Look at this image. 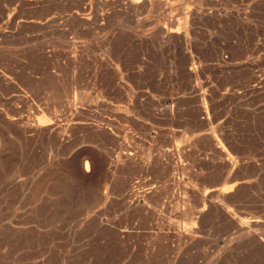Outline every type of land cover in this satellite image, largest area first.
Instances as JSON below:
<instances>
[{"label":"rangeland","instance_id":"374dc122","mask_svg":"<svg viewBox=\"0 0 264 264\" xmlns=\"http://www.w3.org/2000/svg\"><path fill=\"white\" fill-rule=\"evenodd\" d=\"M133 1L0 0V264H264V0Z\"/></svg>","mask_w":264,"mask_h":264},{"label":"bare ground","instance_id":"6f19581e","mask_svg":"<svg viewBox=\"0 0 264 264\" xmlns=\"http://www.w3.org/2000/svg\"><path fill=\"white\" fill-rule=\"evenodd\" d=\"M133 1V0H132ZM134 2V1H133ZM142 2H144V1H142ZM130 5V4H129ZM144 5V4H143ZM142 7V6H141ZM195 14V13H194ZM176 34V33H175ZM193 69V68H192ZM190 70V69H189ZM195 70V69H194ZM191 71V70H190ZM192 74V73H191ZM196 74V73H195ZM204 106V105H203ZM206 107V106H205ZM198 108V107H197ZM202 109V108H201ZM39 122H41V121H39ZM35 129H37V128H35ZM36 131V130H35ZM199 137V136H198ZM208 138H210L209 136H208ZM211 140H212V138H211ZM128 156V155H127ZM87 164L85 163V169L87 170ZM95 170L97 171V172H99V170H100V167L97 165L96 167H95ZM231 172V171H230ZM129 192V191H128ZM130 193V192H129ZM103 194V193H102ZM104 195V194H103ZM211 197V196H210ZM209 199V198H208ZM143 200V199H142ZM210 201V200H209ZM138 202V201H137Z\"/></svg>","mask_w":264,"mask_h":264}]
</instances>
